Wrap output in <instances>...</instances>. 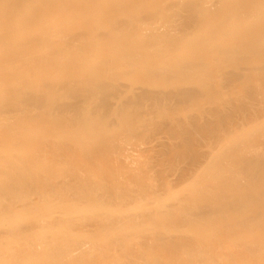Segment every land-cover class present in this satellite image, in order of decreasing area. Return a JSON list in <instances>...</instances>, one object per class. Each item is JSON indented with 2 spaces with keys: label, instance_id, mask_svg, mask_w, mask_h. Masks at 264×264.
I'll list each match as a JSON object with an SVG mask.
<instances>
[{
  "label": "bare ground",
  "instance_id": "1",
  "mask_svg": "<svg viewBox=\"0 0 264 264\" xmlns=\"http://www.w3.org/2000/svg\"><path fill=\"white\" fill-rule=\"evenodd\" d=\"M228 1L0 0V264H264V0Z\"/></svg>",
  "mask_w": 264,
  "mask_h": 264
},
{
  "label": "rangeland",
  "instance_id": "2",
  "mask_svg": "<svg viewBox=\"0 0 264 264\" xmlns=\"http://www.w3.org/2000/svg\"><path fill=\"white\" fill-rule=\"evenodd\" d=\"M231 0H229L228 2H230ZM20 219H16L15 221H13V222H20L19 221ZM4 224V225H3ZM4 226H5V222H0V229H3L4 228Z\"/></svg>",
  "mask_w": 264,
  "mask_h": 264
}]
</instances>
